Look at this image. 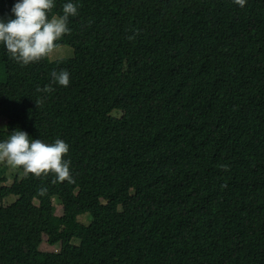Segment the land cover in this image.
<instances>
[{
	"label": "trees",
	"instance_id": "obj_1",
	"mask_svg": "<svg viewBox=\"0 0 264 264\" xmlns=\"http://www.w3.org/2000/svg\"><path fill=\"white\" fill-rule=\"evenodd\" d=\"M53 2L73 56L0 43V142L63 140L72 182L0 172V264H264V0Z\"/></svg>",
	"mask_w": 264,
	"mask_h": 264
},
{
	"label": "clouds",
	"instance_id": "obj_2",
	"mask_svg": "<svg viewBox=\"0 0 264 264\" xmlns=\"http://www.w3.org/2000/svg\"><path fill=\"white\" fill-rule=\"evenodd\" d=\"M234 2L241 7L245 4V0ZM53 7V0H18L12 9L15 18L0 19V43L6 47L12 59L29 65L56 51V42L70 31L68 20L77 15V7L71 2L66 3L63 15L53 16L49 20L48 13ZM51 75L52 84L69 86L68 71L53 72ZM53 90L51 85L36 89L44 93ZM68 152L69 145L63 140L57 139L52 144L39 139L30 141L29 135L19 129L13 131L7 141L0 142V162H6L13 168L22 167L37 177L53 173L59 182H72L70 161L64 160ZM222 167L227 170V166Z\"/></svg>",
	"mask_w": 264,
	"mask_h": 264
},
{
	"label": "rangeland",
	"instance_id": "obj_3",
	"mask_svg": "<svg viewBox=\"0 0 264 264\" xmlns=\"http://www.w3.org/2000/svg\"><path fill=\"white\" fill-rule=\"evenodd\" d=\"M73 49L70 46H59L56 51L50 56V59L52 62L55 61H59L62 59H67L73 56ZM118 115V114H115ZM4 126V122H2V127ZM6 167V168H5ZM8 167V168H7ZM4 168V169H3ZM3 169V170H2ZM17 170V168H13L11 166H7L6 162H0V172H3V176L4 175H8L9 181L5 184V185H11L13 182V178L10 176L12 173H15ZM16 197H10L7 200L4 201V205H9L11 202L15 201ZM55 206H56V214L58 216H62L64 215L65 212V208H64V204L60 203V201L55 200ZM36 205H39L38 201H35ZM87 215H83L80 216L78 219L80 222L84 223V224H89L90 221L87 218ZM5 238H4V234L0 229V243L4 242ZM75 243H77V241H74ZM60 246H50L46 243H43L41 246V250L42 251H49V252H55L59 249ZM2 264H9L8 262H3Z\"/></svg>",
	"mask_w": 264,
	"mask_h": 264
}]
</instances>
